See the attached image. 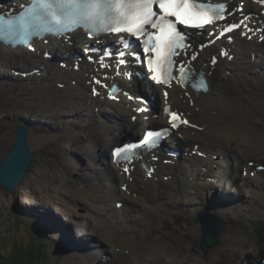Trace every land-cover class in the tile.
<instances>
[{"label": "bare ground", "instance_id": "obj_1", "mask_svg": "<svg viewBox=\"0 0 264 264\" xmlns=\"http://www.w3.org/2000/svg\"><path fill=\"white\" fill-rule=\"evenodd\" d=\"M24 1L26 0H4V3L7 4L6 8L9 11L19 7ZM255 1L258 2V0ZM26 3L32 5L33 0H27ZM261 6L264 9V5L261 4ZM239 20L243 21L242 32L254 35L251 42L237 34L231 46L224 43L226 38L223 37L222 41L219 40L211 47V41L214 39L208 38L209 33L200 36L203 53L199 54L198 58H201L199 61L195 59L191 63L192 65L201 63L195 69L198 74L203 73L208 77L210 85L208 92L195 93L177 85L167 90L169 96H166L167 91H163L159 86L157 87L160 88L158 89L159 102L155 98L157 96L155 89L137 80L140 68L135 66L134 61L125 59L124 65L118 60L111 61L109 66L120 68L119 75L116 78L109 77L105 81L102 79V83H96L100 86L99 88L94 85L93 79L101 77L100 70L103 68L96 72L91 71L94 66L83 57L76 56L81 65L79 70H75V65L71 66L72 63L61 64L63 68H67L66 70L50 68L49 76L39 70V68H48L49 61L43 59V56L46 58L47 53L79 54L76 51L72 53L71 44H68L69 48L65 50V43L61 38H50L46 44L43 41L38 42L35 52L25 47L12 49L0 45V67L22 62L23 65L20 68L31 74L28 76V83L25 81L27 77L21 76L17 90H13L14 85L6 81V85L12 88L10 93L2 89V84L5 85V83L1 80L0 73V150H6L5 156L11 148L9 143L14 140V137L10 139L9 134L15 117L34 119L38 123L36 126L43 127L38 132L52 133V135H36L33 141L41 145L45 141L57 139V154L61 162L60 169H56L53 163L45 160L35 169L32 177L23 179L20 190L24 197L34 193L38 199L30 208L21 206L20 212L27 218H33V213L38 209L41 212H48L47 204L57 201L56 211L52 208V212L70 221L77 227L78 232L84 231L83 235L77 234L78 237L72 242L83 243L86 248L91 246L94 248L85 254L66 256L62 264H129V261L131 264L142 262L189 264L196 255L195 250L190 247L192 240L189 233L180 234L179 231L183 232L186 226H190L188 225L189 214L193 212H203L202 220L205 224L208 223L209 216L219 220L225 213L230 214L232 217L230 228L233 230L235 239L229 255L234 257L246 251L245 248L250 244V240L243 232V220L248 217H264V170L261 167L264 163V42L259 43V38H263L264 33L253 31L252 23L254 22L248 21L246 15ZM255 22L263 25L264 28L262 22L256 19ZM216 32L214 31V34ZM72 38H77L80 44V46L72 47L84 46L80 54L86 55L85 48L89 44L92 45L93 41L87 40L81 31L74 33ZM222 44L228 51L227 55L222 52V49H217ZM102 45H105V42ZM190 47V45L187 46V48ZM96 50L102 52L99 45ZM206 53H212V55L219 53L221 56L217 57L212 64L214 59L204 61ZM138 54L141 55L139 52ZM87 55L96 56V53L91 52ZM253 55L258 56L256 61L260 72L254 70L247 75L248 73H243L239 61L249 62L247 58ZM126 56L125 51L124 58ZM230 56L238 60L237 67L230 64ZM89 73H94L93 79H90ZM130 74L134 76L132 81L127 79ZM106 81L121 82L124 91L130 92L129 95H138L141 91H146L152 96L150 102L153 111L150 115L161 108L164 109L166 105L173 110L185 111L186 109L187 118L193 121L196 117L202 124L206 141L203 143L197 139L195 133L201 131L197 126L190 125L186 127L185 135V139H189L190 143L181 144V141H178L177 144L174 142L170 144L169 137L165 135L167 148L168 146L176 150L186 148L188 153L186 157L181 159L166 157L164 153L159 161L149 159L153 170L149 169L146 172L137 163L136 167H131L128 172L124 169L120 170V166H114L105 157V152L113 143L126 140L128 134L133 137V124L135 126L138 123L131 121L142 120L133 107H142L143 102H139L133 96L129 99L127 93L122 95L123 98L119 103L112 102L113 97L111 99L93 98L91 96L94 92L91 91L93 87L102 90ZM32 82L43 90L33 87ZM111 90L113 91L112 88ZM9 97L16 99L17 102L9 103ZM99 106H103L104 110L111 114L108 117L109 123L96 122L89 125V122L88 127L78 129V119L85 121L86 117L93 115L92 109ZM162 117L163 113H160L159 119L154 120L153 123L160 122ZM167 118L163 123H168ZM56 131H59V134L54 133ZM139 135L141 137L142 134ZM101 145H104V152L94 156L97 150L101 151ZM53 146L54 144H50V147ZM151 146L146 148L143 154ZM196 146L199 147L198 151L207 154L209 159H200L195 151ZM76 147L78 152H74ZM239 148H241V154L238 152ZM214 155L219 157L213 159ZM239 155L243 158L238 159ZM46 156H50L49 151L44 155ZM84 158L90 160L92 164L84 163L83 167L79 168L78 161ZM245 158H253L256 161L253 169L248 166L247 161L244 164ZM165 159H170V165H165ZM182 159L183 162H181ZM219 167H225L227 170L221 175ZM242 171L249 176L247 179L243 178ZM251 173H255L254 178H251ZM170 177L171 179H168ZM250 180L251 192L245 188L241 190L246 192L248 197L254 194L258 205L253 200L245 202L249 198L246 199L243 192L239 193L235 190L237 188H232L235 187L236 182ZM80 186L85 188L82 189ZM101 190L109 193L107 197L99 195ZM131 195L135 197V200ZM112 196L126 202L131 213L127 214L128 209L125 207L120 210L109 208L108 202L111 201ZM228 201H231L234 207L227 208ZM118 202L119 200L115 202V206ZM103 203L106 204L102 208ZM0 204H3L2 207L7 213L9 200L0 198ZM105 211L110 214L108 221H106L107 215L103 217ZM139 212L144 213V217H141ZM2 214L0 210V239L6 231L4 221L1 219ZM117 215L123 217L113 221ZM169 216L172 219L170 223L166 219ZM173 219L179 224H175ZM200 223L201 221L192 229L193 232L197 229L199 235L202 232ZM170 224L174 227L172 228ZM30 225L27 224L31 229ZM63 227H66V223H63ZM105 230H108L109 237L103 233ZM126 249L135 251L138 259L134 260L132 256H129L128 261L127 259L123 261ZM102 253L104 257L107 254L106 261L100 259ZM182 254L183 257H181ZM49 264H55L53 259Z\"/></svg>", "mask_w": 264, "mask_h": 264}, {"label": "rangeland", "instance_id": "obj_2", "mask_svg": "<svg viewBox=\"0 0 264 264\" xmlns=\"http://www.w3.org/2000/svg\"><path fill=\"white\" fill-rule=\"evenodd\" d=\"M201 44H202V42H201ZM197 46H198V44L196 43L195 48ZM221 46L222 45H220L217 49H219ZM73 51H76L77 53H79V55H72L71 53L67 54V55L66 54L62 55L61 53H57L56 55H54L52 53H47L46 54L47 59L44 56H43V59L45 61H49L48 68L47 69L39 68V70H41L42 73H46V75L49 76L51 74L50 68H57L59 70H64V69L66 70L67 68H63L61 66V63L68 64V65L71 64L72 63L71 58L73 56H79L80 58H82V56H84V57L88 56V55H80L81 48H77V49L72 48V53H73ZM50 54L52 55L51 58L48 57V55H50ZM211 54L212 53H207L206 55H204V61H208L206 56H210ZM53 55L55 57H53ZM39 57H41V56H39ZM92 57H90V58H92ZM256 57H258V56L254 57V55H253V56H250L249 58H247L248 61L250 60L249 62H247L245 60L239 61V62H241V67H242L243 73L246 72V73H248L247 75H249L254 70L260 72V67L258 65V62L256 61ZM90 58H89V60H90ZM259 58L263 59L261 57H259ZM239 62H238V60H235L232 57L230 58V64H232L233 66H236L237 64L239 65ZM17 63H18L17 65H12V66L8 65L7 67H0V73L2 74L1 80L3 81V83H5V85L2 84V89H5V90L9 89L8 85H6L7 82L12 83L14 85L13 90L19 89L18 84L21 82L20 81L22 79L21 76L27 77V78H25V81L28 83V78H29L28 76H30L29 71H26V70H23L20 68V66L23 65L22 62H17ZM69 67H71V66H69ZM74 69L79 70L80 66L75 65ZM92 70H94V69L92 68L91 71ZM229 70H231V69L229 68ZM54 84L56 85V83H54ZM32 85L35 88L43 90L41 87H37L35 82H32ZM167 90H171V89L168 88ZM131 96L136 98V95H131ZM93 97H94V93H93ZM36 99H40V98L36 97ZM10 102L15 103V102H17V100L12 98L10 100ZM92 110H93V115L91 117H86L85 121L83 119H78V122H79L78 129H81L82 127H88L89 125H93L96 122L101 123V121L109 123L110 120H108V116L111 114L108 113L106 110H104L103 106H99V108H96V109L93 108ZM185 112H187L186 109H185ZM121 119H123V118L121 117ZM89 122H90V124L88 125ZM23 123H26L31 127L29 134L31 133L32 135H40V134H36L35 132H38V130H40L43 127L36 126L34 124L35 123L34 120H27V119L17 117L12 121V128H11V134H10L11 137H14V135L16 134L17 128L19 126H21ZM193 124H195V126H198L199 127L198 129H200V131H201V132L195 133V135L197 134L196 138L201 140L204 143L206 140H205V134L202 132V128H203L202 124L200 123V121H198V119L196 117H195V120H193ZM34 130H35V132H34ZM133 131H135V130H133ZM54 133L59 134V131H56ZM42 135H45V134H42ZM49 143H50V141H46L42 146H40V147L36 146L35 147V146H33V144L31 143V140H30L31 150L33 151V164H32L29 176H32L33 172L37 168V165H40L45 160L49 161L50 163H53V165L55 166L56 169H60L61 162L58 159H56V158L51 159L47 156L44 157V154L41 151V149L44 147H47ZM53 144L56 145L57 141H53ZM103 146L104 145H101V151L102 152H103ZM111 147L112 146H110L106 150V156L107 157L110 156V148ZM236 149H238V147H236ZM240 149L241 148H239L238 152L241 154L242 151H240ZM74 152H78L77 147H76V149H74ZM95 155H97V154H94V156ZM181 157H183V158L186 157L185 152L182 153ZM195 157H197V156H195ZM198 157L200 159H204V160L209 159L208 155L205 154L204 152L201 156L199 155ZM218 157H219V155H214L213 159L218 158ZM1 158H3L2 157V151H0V159ZM237 158L242 159L243 156L239 155V157H237ZM250 159L252 161L254 160L253 158H250ZM244 161H245L244 164H246L247 158H245ZM252 161H250V162H252ZM181 162H183V159L181 160ZM78 163L80 164L79 168L81 166L83 167L84 163L92 164V162L90 160H88L87 158H84L83 160L78 161ZM165 164L166 165L169 164V159H165ZM263 166H264V163H263ZM214 168L216 169V165H214ZM225 170H227L225 167H219V172L221 171L220 172L221 175L223 174L222 172H225ZM168 179H171V177ZM80 187L82 189L85 188V186H80ZM232 188L234 189V187H232ZM240 189H241V187L239 188V191H238L239 193H240ZM117 190H118V188H117ZM22 193L23 192H22V190H20V187L12 194L6 193L0 189V197L1 198L5 199V200L15 199L14 202L11 203V206L8 208L7 213H6V210L3 209V207H2L3 204H0V210L3 213L1 219L4 221V225H5V229H6L3 237L0 239V264H28V262L31 258V255L36 253L33 245L32 244L29 245L30 243L28 242V239H29L28 233H30V230H29L28 226H26V224H33L37 229L43 231L44 234L49 237V242H47L46 237L44 238L45 244H47L49 246L46 247V245H45L43 250L46 252V254L49 255L51 260L53 257V261L55 262V264H62L66 260V255H70L73 253L83 254V253H86L89 251V250H86V248L84 249L85 246L83 244H82L83 245L82 246L79 242L73 243L71 241L69 232L63 227V223H66L67 221L65 220V218L62 215L60 216V215L56 214V212L55 213L52 212V208L54 211L55 206H57V201H53L52 204H47L48 212H38V214L42 213V214L49 216L59 226H61L66 231V233L69 235V240H68L67 244L60 243V239H59L58 235L48 234L47 232H48V230H50V226L41 222L39 220V217L36 216L33 219H26L24 216L19 215V212H20L19 207L20 206L30 207V204L36 199V196L34 194H31L29 196V198H27V197H24V195ZM108 194L109 193L104 192L102 190L99 193L100 196H106V197ZM251 194H253V193H251ZM253 196H254V194H253ZM132 197L135 200V197L134 196H132ZM244 197L247 199L248 196L245 194ZM115 200H117V199L111 198V201L108 202L109 208L116 207L114 204ZM253 201H254V199H253ZM119 202H124V201H119ZM104 204H106V203H104ZM61 205L63 207H65L62 203H61ZM123 207L128 209L127 214L131 213V209L126 205V203ZM102 208H103V206H102ZM76 211H78V209H76ZM108 213L109 212L105 211V213L103 214V217H105L107 215L106 221H108L109 217H110V214H108ZM139 213H140L141 217H144V213H141V212H139ZM13 216L22 217L26 224H24V223L19 224L18 223L16 226H14L15 224L13 223V220H12ZM122 217L123 216H121V215H117L116 219L113 221H117V220L121 219ZM215 217L219 218L218 216H215ZM166 219H168L167 222L170 223V219H171L170 216L166 217ZM219 220L221 222V228L219 230V234H217L215 236V238L216 239L218 238L219 240H217V242H215L212 246H210L209 249L205 252L200 247L201 241H198L199 238L202 239V234L201 235L197 234V229H195L194 232L192 231V229L195 227L196 223L199 224V217H198L197 213L193 212V213L189 214L188 225L190 224V226H186V229L183 232H180L177 228H175L177 231H179L180 234L189 233V235L191 237L192 243H191L190 247L195 250L196 255L189 264H243V262L250 260L252 258H256V259L261 258V255L264 252V217H262L260 219L245 218L243 220V223H244L243 224V228H244L243 232L245 233V236L250 240V244L246 246L245 252H242L239 255H234V257H231L229 255L230 254V248H231V246L234 245V239H235L233 230L230 228V227H232L230 224V221H232V217H230V214L225 213L224 217L221 218V216H220ZM174 222H175V224H179L175 220H174ZM170 226L172 228L174 227L172 224H170ZM30 227H31V225H30ZM73 228H74L75 234H77V233L83 234L84 233V231L77 232V230H76L77 228L75 225H73ZM27 231H28V233H27ZM199 231H200V228H199ZM103 233L105 234V236H107V237L109 236L108 231H104ZM9 242H10V244H9ZM44 251H42L40 254L41 259H42V255L44 254ZM117 251H119V250L117 249ZM124 252L126 254L124 255V259H122L123 261L126 259L128 261L129 256H132V259H134V260L138 259L137 258L138 255L136 254L135 251L126 249ZM183 254L181 257H183ZM139 257H140V255H139ZM107 258H108L107 254L104 257V255L102 253V256L100 257V259L102 261H106ZM41 263L42 264H49V262H45L44 260H42ZM37 264H39V262ZM129 264H131V261H129ZM138 264H146V262H142V263H138Z\"/></svg>", "mask_w": 264, "mask_h": 264}, {"label": "snow or ice", "instance_id": "obj_3", "mask_svg": "<svg viewBox=\"0 0 264 264\" xmlns=\"http://www.w3.org/2000/svg\"><path fill=\"white\" fill-rule=\"evenodd\" d=\"M258 2L264 5V0ZM224 11L223 3H199L197 0H33L29 8V13L35 15L44 25L41 31L62 34L70 27L84 26L96 31L128 33L137 38L146 35L144 52L154 54V57H149L147 61L153 72L151 78L156 83L164 84H170L171 80L175 79L172 75L174 67L172 57L177 54V49L184 46L185 35L178 25L202 29L216 20L224 19ZM6 39L9 37L0 34V40ZM119 55L123 57L125 53L121 52ZM120 63H124V60ZM187 75L186 69L181 66L178 82L183 83ZM96 83L99 84L100 81ZM199 87L207 91V85L203 80L200 81ZM171 119L180 120L175 113H171ZM180 122L188 123L187 120ZM172 126L178 125L173 123ZM160 135L149 132L144 143L148 141L154 143ZM132 147L136 146L115 149V156L118 159H128L126 153ZM124 171L128 172V168Z\"/></svg>", "mask_w": 264, "mask_h": 264}, {"label": "clouds", "instance_id": "obj_4", "mask_svg": "<svg viewBox=\"0 0 264 264\" xmlns=\"http://www.w3.org/2000/svg\"><path fill=\"white\" fill-rule=\"evenodd\" d=\"M51 38H56V37H51ZM104 43V42H103ZM102 43V44H103ZM79 44V43H78ZM106 46V44L105 45H102V47H105ZM65 47L66 48H68V46L67 45H65ZM72 47V46H71ZM20 48H24V47H22V46H20ZM73 48V47H72ZM71 48V49H72ZM49 58H51L52 56L50 55V56H48ZM140 70L138 71V74H137V80H139V81H143V80H148L146 77H145V72H144V67H142L141 65H140ZM96 72V71H95ZM94 72V73H95ZM30 73V72H29ZM94 73H89V77H90V79H93L92 77H91V75H93ZM31 75V74H30ZM141 75H143L144 77L143 78H141ZM102 76L101 77H99V80L100 81H102ZM104 80V79H103ZM93 82H94V79H93ZM102 83V82H101ZM19 85V84H18ZM94 85H97L95 82H94ZM99 88H100V86L99 85H97ZM105 86V85H104ZM173 87H176V86H173ZM172 87V88H173ZM8 88L9 89H7V91H9L10 93H11V90H12V88L10 87V86H8ZM104 88V87H103ZM102 88V89H103ZM172 88H170V89H172ZM5 90V89H4ZM91 91H94L93 93H94V97H93V94H91V92H90V94H91V96L93 97V98H95V99H97V98H102V96H100V95H98V91H101V90H98V89H96L95 88V86L93 87V90H91ZM168 92V91H167ZM145 94H147V95H145ZM141 95V96H140ZM136 96H140V97H142V96H144V97H146V98H148L149 100L151 99V97L152 96H150L146 91H141L138 95L136 94ZM10 100H11V98L9 97V103H11L10 102ZM16 103V102H15ZM115 103H117V102H115ZM150 106V105H149ZM169 106V105H168ZM139 107H133V109H138ZM151 109H152V107H151ZM172 109V108H171ZM173 110V109H172ZM173 111H176V110H173ZM177 112L178 113H180V116H184V117H186V113L187 112H185V111H178L177 110ZM135 113H138L137 111H135ZM139 116L138 117H141V121H138L137 122V120L135 119V120H132L131 122L132 123H138V124H136L135 126H134V124H133V127H132V134L134 135V138L132 137V135L131 134H128V136H127V139L125 140V139H123L122 141H120L118 144L116 143V144H114L113 143V145H111L112 147L110 148V153L112 152V148L113 147H117V146H119L120 144H122V143H129L130 141H131V139L132 140H134V142H136L137 143V145H138V147H139V149H138V152H136V150H135V153H134V157H133V161L132 162H130V161H124L125 159H123V158H120L119 159V161L120 162H118V163H113L112 162V159H113V157H111V154H110V156H106V152H105V157L109 160V161H111V164H113L114 166L116 165V166H120V170H123V169H125V168H128V170H131L130 168L132 167V168H134V167H136V163L138 164V166L139 167H141L142 169H143V167H142V164H143V162H144V158L143 157H146V158H148V160L150 159V158H153L155 161H159V159H160V157H163V155H164V153L166 154V157H168V156H170V157H175V158H179V159H181V158H183V157H181V156H172V153L170 152V150H168V148L166 147V144H165V140H164V138L162 137V135H160L159 136V138H157V139H155V143L154 144H149L150 146H151V148L146 152V153H144L143 154V152L145 151V149L146 148H148V147H145V146H142V143H144V141L146 140V138L144 139V134L143 133H145V128H143L142 126H141V124L142 123H144V122H148V120L147 119H144V117L146 116L145 114H138ZM109 116H111V115H109ZM108 116V117H109ZM15 118H17V117H15ZM18 118H20V117H18ZM22 118V117H21ZM187 118V117H186ZM23 119H26V118H23ZM188 119H190V118H188ZM27 120H34V119H27ZM155 120V119H154ZM153 120V121H154ZM191 120V119H190ZM192 121V120H191ZM34 124L35 125H38V123L34 120ZM101 122H104V121H101ZM193 122V121H192ZM104 123H106V122H104ZM162 124H167V123H163V122H158V123H153L152 125V130L153 131H160L159 133L160 134H162V133H164L163 132V130L160 128L161 126H162ZM20 127H25V128H27L28 129V132H27V137H28V143H29V147H30V151L32 152V163H31V165L29 166V169L27 170V172H26V174H25V177H24V180H25V178L26 177H32L33 176V174H34V172H33V174H32V176H29V174H30V170H31V167H32V164H33V151L31 150V146H30V140H31V143L33 144V146H37V147H40V146H42L44 143H42L41 145H37L33 140H34V137L36 136V135H32L31 133L29 134V132H30V130H31V127L28 125V124H26V123H23L21 126H19L18 128H20ZM12 128V127H11ZM17 128V129H18ZM142 129V130H141ZM133 130H135V131H133ZM141 130V131H140ZM137 131H140V132H137ZM144 131V132H143ZM34 132H35V130H34ZM143 132V133H142ZM36 134H40V135H42V134H45V135H42V136H51L52 135V133L51 134H48V133H43V132H35ZM142 134L141 135V137H140V135L139 134ZM10 134H11V130H10ZM9 134V138L11 139L12 137H11V135ZM16 135V134H15ZM15 135H14V138H15ZM137 138H136V137ZM146 136H147V134H146ZM145 136V137H146ZM139 139H140V141L141 142H139ZM50 141V143L48 144V146L47 147H44V148H42L41 149V151L43 152V154L44 155H46V152H48L49 151V155L50 156H47V157H49V158H51V159H58L59 160V156H58V154H57V149H58V140L57 139H51V140H49ZM53 141H57V144L56 145H54L53 147H50V144H53ZM184 144H186V143H188L189 141L188 140H184V141H182ZM190 143V142H189ZM10 145H11V148H10V150L9 151H7V153H6V155L4 156V153L6 152V150H0V151H2V157L4 158V157H6L9 153H10V151H11V149H12V147H13V144H12V140H11V142L9 143ZM198 146H196V154L199 156H201L202 154H203V152H199L198 151ZM102 151H99V150H97L96 151V154L98 155L99 153H101ZM103 152H104V150H103ZM176 151L174 150V153H175ZM187 153V152H186ZM188 154V153H187ZM187 154H186V156H187ZM3 158H1L0 159V161L3 159ZM170 160V159H169ZM252 161L250 158H247V164H248V166L249 167H251V168H253L254 167V165L256 164V161L255 160H253L252 162H249L248 163V161ZM166 165V164H165ZM168 165H170V161H169V164ZM168 165H166V166H168ZM39 165H37V167H38ZM262 169L264 170V166H262ZM144 170V169H143ZM246 173V172H245ZM147 174H149V173H147ZM241 174H242V176H243V178H245V179H247L249 176L247 175V174H243L242 172H241ZM254 176H255V173H251V178H254ZM250 183H251V180L250 181H247V182H245V181H242V182H236V184H235V187H234V189L235 188H237L238 189V191H239V188L241 187L242 189L243 188H245V189H247L249 192H251V187H249L250 186ZM21 184H22V182H21ZM21 184L13 191V192H10V191H7V190H5L3 187H0V189L1 190H3L4 192H6V193H10V194H12V193H14L19 187H21ZM237 189H235V190H237ZM124 191H126V189H123ZM240 191L241 192H243V193H245L246 194V192H244L243 190H241L240 189ZM32 194H34V193H32ZM5 195V194H4ZM15 195V194H14ZM31 195V194H30ZM35 196H36V199L34 200V201H36L37 199H38V196L36 195V194H34ZM132 196V195H131ZM247 196H248V194H247ZM1 198V197H0ZM27 198H29V197H27ZM112 198H114L113 196H112ZM1 199H3V198H1ZM115 199H117V200H119V201H122V199H119V198H115ZM255 200V197L253 196V195H251L250 197H249V200H246L245 202H250V201H252V200ZM15 200V199H14ZM14 200H9V204H8V207H10L11 206V203L12 202H14ZM117 200H115L114 201V204H115V202L117 201ZM6 201H8V200H6ZM34 201L30 204V207L31 206H33L32 204L34 203ZM53 202V201H52ZM253 202H255V204L256 205H258V202L255 200V201H253ZM125 203L126 202H118V203H116V207H114V208H116L117 210H120L121 208H123V206L125 205ZM27 204V203H26ZM102 206L103 207H105V204L103 203L102 204ZM21 207V206H20ZM19 207V210L21 209ZM30 207H27V208H30ZM226 207L227 208H229V207H234V205L233 204H231V201H228L227 202V205H226ZM235 207H238V206H235ZM236 209V208H235ZM229 211V210H228ZM38 212H41L39 209L36 211V212H34L33 213V215H34V217H39V220L41 221V222H43L44 224H47V225H49L50 226V230H48V234H53V235H58L59 236V239H60V243H64V244H67L68 243V240H69V235H70V239H71V241H73V240H75L78 236H77V234H79V233H77V234H75L74 233V229H73V225L70 223V221H68V220H66L67 222H66V227H65V229L69 232V235L66 233V231L61 227V226H59L52 218H50L49 216H47V215H45V214H42V213H39L38 214ZM37 214V215H36ZM197 214H198V217H199V222L201 221V230H203V227L205 226V227H207V224H205L204 222H203V220H202V217H203V212H197ZM19 215H21V216H24L21 212H19ZM61 216V215H60ZM26 219H33V218H27L26 216H24ZM75 218H77V217H75ZM248 218H250V219H254V218H257V219H260V218H262V217H248ZM12 220H13V223L15 224L14 226H16L18 223L19 224H21V223H24V224H26L25 223V221H24V219L22 218V217H19V216H13L12 217ZM217 221H218V227H219V229H218V233L217 234H219V230H220V228H221V222L217 219ZM29 223V222H28ZM196 225H197V223H196ZM204 225V226H203ZM26 226H27V224H26ZM69 227V228H68ZM29 228V227H28ZM31 228L33 229V230H39V229H37L33 224H31ZM77 228V227H76ZM29 230H30V228H29ZM41 231V230H40ZM105 231H108V230H105ZM42 233H43V235L44 236H42V239L44 240V238L46 237L47 238V242H49V237L48 236H46L45 234H44V232L43 231H41ZM78 232V231H77ZM27 233H28V231H27ZM203 233V231L201 232V234ZM84 234V233H83ZM83 234H79V235H83ZM200 234V235H201ZM28 235H29V239H28V242L30 243L29 245H33V247H34V245H35V242L37 243V245H38V250H39V252H37V255H36V257H35V260L33 261V263L32 264H37L38 262H39V259H40V254H41V245L40 244H38V242H37V240H36V238H35V234L30 230V233H28ZM64 237V240H62L60 237ZM72 237H74V239H72ZM109 237V236H108ZM202 240H203V234H202V239L201 238H199L198 239V241H201L202 242ZM217 240H219L218 238L216 239L215 238V241L217 242ZM9 244H10V242H9ZM49 244V243H48ZM81 245L83 244V243H80ZM90 244H91V242H90ZM89 244V245H90ZM46 245V247L47 246H49V245H47V244H45ZM83 246V245H82ZM92 247V246H91ZM200 247L203 249V247L201 246V243H200ZM86 247H84V249H85ZM209 249V248H208ZM86 250H89L88 252H91L92 250H94V248L92 247V248H86ZM203 251L205 252V251H207V250H204L203 249ZM87 253V252H86ZM264 253V252H263ZM73 254H77V253H73ZM83 254H85V253H83ZM70 255H72V254H70ZM66 256H69V255H66ZM252 257V256H251ZM263 260H264V255H263ZM260 258H258V259H256V258H252L251 260H247V261H245V262H243V264H247V262L249 263V264H254V262H256V260H259ZM29 264V263H28ZM39 264H42V263H40L39 262Z\"/></svg>", "mask_w": 264, "mask_h": 264}, {"label": "water", "instance_id": "obj_5", "mask_svg": "<svg viewBox=\"0 0 264 264\" xmlns=\"http://www.w3.org/2000/svg\"><path fill=\"white\" fill-rule=\"evenodd\" d=\"M27 132L28 129L25 127L17 129L10 153L0 161V187L10 192H13L21 184L32 163V152L30 151ZM218 229V221L209 216L207 227L204 226L202 230L201 246L204 250H208L216 242L215 236ZM60 238L64 240V237L61 236ZM263 255L264 253L254 264H264ZM247 264L249 263L247 262Z\"/></svg>", "mask_w": 264, "mask_h": 264}, {"label": "trees", "instance_id": "obj_6", "mask_svg": "<svg viewBox=\"0 0 264 264\" xmlns=\"http://www.w3.org/2000/svg\"><path fill=\"white\" fill-rule=\"evenodd\" d=\"M30 230L35 234V238H36L38 244L41 245V252L44 251L43 248L45 247V241L42 239V236H44L43 233L40 230H33L32 228ZM34 248H35L36 253L31 255V258L28 262L29 264L33 263V261L35 260L37 252H39L38 245L36 242H35ZM52 259H53V257H52ZM42 260H44L45 262H51L52 261L50 259L49 255L46 254L45 251H44V254L42 255V259L41 258L39 259V262L41 263Z\"/></svg>", "mask_w": 264, "mask_h": 264}]
</instances>
